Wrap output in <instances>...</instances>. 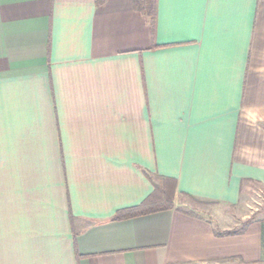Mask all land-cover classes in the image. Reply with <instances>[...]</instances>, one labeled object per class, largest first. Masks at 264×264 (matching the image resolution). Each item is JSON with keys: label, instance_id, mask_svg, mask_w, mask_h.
Wrapping results in <instances>:
<instances>
[{"label": "crops", "instance_id": "obj_1", "mask_svg": "<svg viewBox=\"0 0 264 264\" xmlns=\"http://www.w3.org/2000/svg\"><path fill=\"white\" fill-rule=\"evenodd\" d=\"M0 0V264H255L264 0ZM174 183V207L114 219ZM187 196L211 207H185Z\"/></svg>", "mask_w": 264, "mask_h": 264}, {"label": "trees", "instance_id": "obj_2", "mask_svg": "<svg viewBox=\"0 0 264 264\" xmlns=\"http://www.w3.org/2000/svg\"><path fill=\"white\" fill-rule=\"evenodd\" d=\"M104 0H98V3ZM137 10L144 12L150 19L154 15V0H133ZM154 189L139 205L118 211L114 219L122 220L136 216L146 215L158 211L169 210L174 207V183L173 180L164 177L151 179ZM251 222L247 220L241 228L216 233L219 236L243 234Z\"/></svg>", "mask_w": 264, "mask_h": 264}, {"label": "rangeland", "instance_id": "obj_3", "mask_svg": "<svg viewBox=\"0 0 264 264\" xmlns=\"http://www.w3.org/2000/svg\"><path fill=\"white\" fill-rule=\"evenodd\" d=\"M249 192L250 193L246 194V197H244L241 204H239L237 207L227 208L224 212L228 213V217H230V220H232L233 222L236 221L237 223L231 229L241 228L242 224L250 219V224L252 223V221H257L263 229L264 244V189L253 188ZM180 200H182L184 204H187L185 205V207L187 208L193 207L197 209H204L203 211L211 209V207H208V205L201 204L187 196L180 197ZM237 262V264H241L239 261ZM255 264H264V252L262 259H260V261Z\"/></svg>", "mask_w": 264, "mask_h": 264}]
</instances>
